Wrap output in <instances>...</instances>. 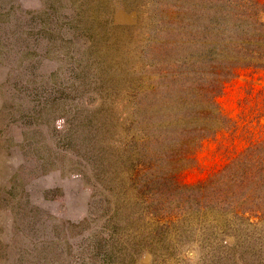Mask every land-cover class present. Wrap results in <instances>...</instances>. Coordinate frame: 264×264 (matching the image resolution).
<instances>
[{
  "label": "rangeland",
  "instance_id": "1",
  "mask_svg": "<svg viewBox=\"0 0 264 264\" xmlns=\"http://www.w3.org/2000/svg\"><path fill=\"white\" fill-rule=\"evenodd\" d=\"M161 1L0 0V264H242L211 256L223 234L233 244L223 216L171 189L144 202V181H134L141 134L158 146L161 100L147 91L164 69L172 88L176 71ZM132 86L144 109L136 119ZM216 102L230 122L173 173L183 186L264 138L263 72L240 71ZM169 164L154 165L152 188ZM181 209L183 224H158Z\"/></svg>",
  "mask_w": 264,
  "mask_h": 264
},
{
  "label": "trees",
  "instance_id": "2",
  "mask_svg": "<svg viewBox=\"0 0 264 264\" xmlns=\"http://www.w3.org/2000/svg\"><path fill=\"white\" fill-rule=\"evenodd\" d=\"M160 3L167 12L163 28L168 33L173 27L177 39L176 71L172 88L167 83L170 74L164 69L160 85L147 91L150 95L158 94L161 100L158 108L161 120L155 135L158 146H149L147 134H141L147 146L141 147L145 158L136 167L134 181L138 182L139 176L144 181V202H153L157 193L171 189L182 202L196 200L197 212H209L213 219L223 216L233 230L230 233L233 244H227L229 238L223 234L226 239L223 244L210 243L212 257L224 262L237 259L242 264H264V254L260 257L264 237L256 232L258 223L264 222V138L248 141V146L205 183L187 187L174 181L175 172L184 164L193 163V154L201 142L215 136L230 122L216 102L225 84L240 71H248L249 75L264 73V0H162ZM131 98L136 119L144 109L134 86ZM158 147L164 149L161 158ZM166 159L170 167L174 166L162 173V182H155L161 185L154 189L150 180L152 169L156 164L162 166ZM181 210L177 216L166 213L158 224L162 228L183 224L187 211ZM241 244H247L246 248Z\"/></svg>",
  "mask_w": 264,
  "mask_h": 264
}]
</instances>
